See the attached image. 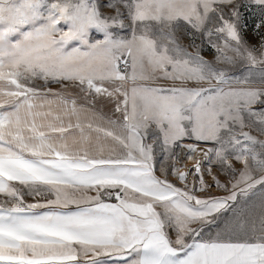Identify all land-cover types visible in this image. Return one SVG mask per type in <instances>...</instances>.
Wrapping results in <instances>:
<instances>
[{
	"label": "snow or ice",
	"instance_id": "snow-or-ice-1",
	"mask_svg": "<svg viewBox=\"0 0 264 264\" xmlns=\"http://www.w3.org/2000/svg\"><path fill=\"white\" fill-rule=\"evenodd\" d=\"M0 264H264V0H0Z\"/></svg>",
	"mask_w": 264,
	"mask_h": 264
},
{
	"label": "rangeland",
	"instance_id": "rangeland-1",
	"mask_svg": "<svg viewBox=\"0 0 264 264\" xmlns=\"http://www.w3.org/2000/svg\"><path fill=\"white\" fill-rule=\"evenodd\" d=\"M248 19H249V23H251L253 16H249ZM248 39L251 40L253 43H255V37L251 31H249L248 33ZM207 55H209V57L211 56L210 53H207Z\"/></svg>",
	"mask_w": 264,
	"mask_h": 264
}]
</instances>
